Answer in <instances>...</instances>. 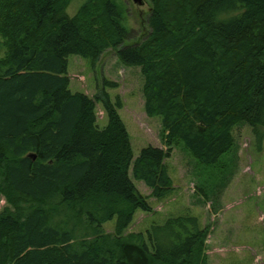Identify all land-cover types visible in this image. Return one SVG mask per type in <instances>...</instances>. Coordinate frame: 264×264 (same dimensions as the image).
<instances>
[{
    "label": "trees",
    "instance_id": "1",
    "mask_svg": "<svg viewBox=\"0 0 264 264\" xmlns=\"http://www.w3.org/2000/svg\"><path fill=\"white\" fill-rule=\"evenodd\" d=\"M72 1L0 0V264H207L209 226L190 213L126 232L151 211L133 179L162 199L175 146L217 167L239 122L262 141L264 0H144L147 27L131 43L120 0H83L70 15ZM107 49L139 67L165 148L134 156L106 90L115 81L93 96L70 89L68 57L94 64Z\"/></svg>",
    "mask_w": 264,
    "mask_h": 264
},
{
    "label": "rangeland",
    "instance_id": "2",
    "mask_svg": "<svg viewBox=\"0 0 264 264\" xmlns=\"http://www.w3.org/2000/svg\"><path fill=\"white\" fill-rule=\"evenodd\" d=\"M82 1L73 0L67 12L75 13ZM120 1L132 36L127 42L131 43L141 35L142 27H147L149 5L146 1L142 5ZM67 74L72 91L90 96L102 89L104 78L117 83V87L106 90L122 102L118 111L135 157L147 145L165 148L159 117L144 111L139 67L124 65L112 49H107L94 64L70 55ZM96 108L99 125L103 126L106 116L100 103ZM260 131L263 139L259 143L251 127L239 122L233 130L234 146L221 156L217 167L199 164L181 145L172 148L165 160L173 184L171 192L155 199L143 181L133 179L151 211L136 210L126 232H144L167 217L190 213L202 226H209L204 250L207 264H264V130ZM5 205L0 195V210ZM114 226V219L103 223L106 232H113Z\"/></svg>",
    "mask_w": 264,
    "mask_h": 264
},
{
    "label": "water",
    "instance_id": "3",
    "mask_svg": "<svg viewBox=\"0 0 264 264\" xmlns=\"http://www.w3.org/2000/svg\"><path fill=\"white\" fill-rule=\"evenodd\" d=\"M132 2H134L137 5H142L144 3V0H132ZM28 156L32 159L35 158V154L29 153Z\"/></svg>",
    "mask_w": 264,
    "mask_h": 264
}]
</instances>
